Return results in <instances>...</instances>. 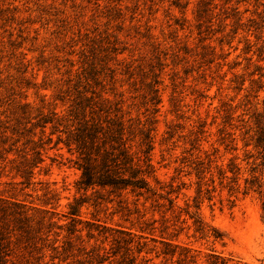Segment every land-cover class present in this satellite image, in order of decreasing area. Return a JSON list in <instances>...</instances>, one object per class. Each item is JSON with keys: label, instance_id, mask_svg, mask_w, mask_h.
<instances>
[{"label": "rangeland", "instance_id": "1", "mask_svg": "<svg viewBox=\"0 0 264 264\" xmlns=\"http://www.w3.org/2000/svg\"><path fill=\"white\" fill-rule=\"evenodd\" d=\"M84 113L151 193L79 190ZM0 198V264H264V0H0Z\"/></svg>", "mask_w": 264, "mask_h": 264}, {"label": "trees", "instance_id": "2", "mask_svg": "<svg viewBox=\"0 0 264 264\" xmlns=\"http://www.w3.org/2000/svg\"><path fill=\"white\" fill-rule=\"evenodd\" d=\"M76 117L79 121L72 134V143H75L79 154L77 160L81 170V177L77 182L79 190L88 191L90 188H98L96 191L99 192L105 189L109 194L119 196L131 193L138 197L137 200L151 193L152 189L147 178L154 171L149 155L153 148L150 131L145 134L148 142L144 150L145 157L142 159L143 162H140L141 158H136L127 145L126 127L121 118L105 120L96 116L87 118L86 113L82 117H78L77 114ZM6 202L5 199L0 198V213H3V216L9 209L5 205ZM83 202L84 199L78 198L70 205L69 215L74 223L79 221L77 217L80 215ZM202 228L201 226L200 229ZM9 237L6 230L0 228V262L3 261L5 244L10 242ZM226 263L225 260L221 262V264Z\"/></svg>", "mask_w": 264, "mask_h": 264}]
</instances>
